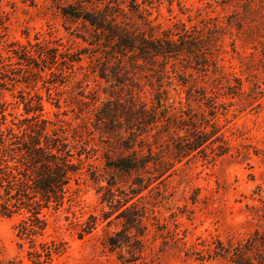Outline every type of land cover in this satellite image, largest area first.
<instances>
[{"label":"rangeland","instance_id":"rangeland-1","mask_svg":"<svg viewBox=\"0 0 264 264\" xmlns=\"http://www.w3.org/2000/svg\"><path fill=\"white\" fill-rule=\"evenodd\" d=\"M73 1L0 0V100L6 104L7 121L27 117L23 105L39 102L43 117L55 124L53 127L58 120L70 123L87 142L88 154L81 156L80 175L70 183L72 200L44 212L47 227L42 236L33 238L35 248L51 241L62 248L48 264H132L119 260L104 245L107 237L122 228L115 218L117 212L102 202L108 189L114 199L133 202L141 197L139 203L152 209L144 221L145 248L137 264H233L213 256L214 244L236 243L255 231L264 233L263 18L256 17L255 30L245 24L241 33L231 17L241 11L240 0H145L141 6L160 31L174 32L181 24L190 28L209 23L222 35L218 74L194 73V84L203 86L207 95L219 94L218 101L223 104L212 112L204 99H186L188 88L179 86L176 79L172 84L175 90L169 89V102L176 111L201 113L216 123L217 135H222L229 148L217 155L212 149L221 144L216 142L205 154L184 158L158 177L152 170V174L114 172L103 165L104 153L111 157L127 153L110 148L112 144L98 132H85L87 128L92 131L90 122L109 90V85L97 77L87 50L74 65L70 79L59 75L55 66L51 75L46 69L39 72L44 63L37 61V69L27 68L14 56V51L19 54L22 47L29 46L71 53L88 48L81 40V23L61 15L57 8ZM225 80L231 85L240 83V91L225 89ZM139 181L144 189L137 186ZM139 189L141 192L134 196L132 192ZM90 217L96 218V227L79 238L80 227L86 226ZM20 219V215L0 216V264H31L28 253L32 246L16 236Z\"/></svg>","mask_w":264,"mask_h":264},{"label":"trees","instance_id":"trees-1","mask_svg":"<svg viewBox=\"0 0 264 264\" xmlns=\"http://www.w3.org/2000/svg\"><path fill=\"white\" fill-rule=\"evenodd\" d=\"M145 2L74 0L59 6L61 15L81 23L84 29L81 40L88 48L71 53L59 52L55 47L36 50L29 46L28 49L22 47L19 54L14 51V56L27 68L37 69V61L44 63L39 72L46 69L51 75L54 74L51 68L55 66L59 75L70 79L74 65L81 62L87 50L97 77L109 85V90L104 92L107 98L96 109L92 124L90 122L92 131L87 128L85 132H98L112 144L110 148L115 146L127 153L115 157L104 153L103 165L114 172L152 174V170L160 177L174 163L193 154H205L208 146L216 142L221 144L212 149L217 150V155L226 153L229 148L222 135H217L216 123H210L201 113L176 111L173 102H169V89L176 79L179 86L188 88L186 99L194 96L204 99L212 112L223 104L218 101L219 94L207 95L203 86L194 84L197 81L194 73L215 75L218 72V42L222 35L209 23L190 28L181 24L174 32L160 31L141 9ZM240 2L241 11L231 15L233 25L242 30L241 33L245 24L255 30L256 17L264 20V0ZM64 70L68 73L64 74ZM226 83L227 90L241 89L236 81L235 85ZM172 90L175 89L172 87ZM23 106L27 117L7 121L9 113L5 102L0 100V216L20 215L16 236L32 246L28 253L30 263L48 264L61 254L62 248L51 241L40 243L36 249L33 238L42 236L47 227L45 211L71 202L70 183L76 182L80 175L81 156L86 158L88 154L87 142L81 131L70 123L58 120L53 127L55 124L43 117L39 102ZM207 126L210 130H206ZM109 186L111 183H107ZM141 190L132 194L136 196ZM110 191L106 189L102 202H107L112 212H117L115 218L122 228L107 237L104 245L115 252L119 260L137 264L145 248L147 227L144 221L152 209L139 203L141 197L137 201L121 202L114 199ZM90 218L86 226L80 227L79 238L96 227V218ZM123 252L127 253L126 257ZM213 256L233 264H264V233L255 231L236 243L218 241L214 244Z\"/></svg>","mask_w":264,"mask_h":264}]
</instances>
